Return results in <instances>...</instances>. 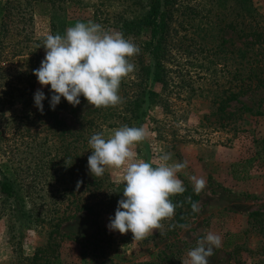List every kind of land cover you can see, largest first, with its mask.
I'll return each instance as SVG.
<instances>
[{"label": "rangeland", "instance_id": "1", "mask_svg": "<svg viewBox=\"0 0 264 264\" xmlns=\"http://www.w3.org/2000/svg\"><path fill=\"white\" fill-rule=\"evenodd\" d=\"M253 1L259 19L264 22V0ZM146 2L37 1L29 12L32 19L25 20L26 28L19 30L21 33L18 29L22 21L10 23L7 45L0 46V179L12 180L26 202L17 207L0 195V264H26L23 258L33 256L36 248L46 243L49 226L44 222L32 223L31 215L24 217L21 212L29 214L31 206L42 215L63 212L67 199L57 191L63 186L55 180L56 172L63 170L64 148L72 141L73 132L78 131L79 117L94 108L83 96L75 107L68 102L63 104L57 111L68 130L63 136L58 135L60 131L50 126L46 117L38 114L34 103L36 90L44 92L47 102L52 95L50 85L42 86L33 74L45 56L44 47H39L44 37L49 33L63 35L80 19L118 31L121 16H144ZM190 2L198 15L191 17L188 9H181L172 25L173 46L166 63L170 80L162 92L167 104L146 108L147 115L128 126H142L148 132L146 140L134 148L138 159L155 165L162 150L172 154L169 163L187 161L188 167L177 174L183 183L193 187L190 177L206 179V188L198 201L201 212L188 219L191 227L187 230L180 228L176 234L166 236L160 234L164 226L142 241H133L130 231H109L111 214L100 217L105 232L97 234L90 215L69 210L66 214L71 217L61 224L56 251L50 253L48 263H42V259L37 263L182 264L188 260V251L211 231L222 237V247L214 249L210 264H264V215L260 222L258 217L249 216L253 211L264 210V85L242 95L238 102H231L227 110L234 113L232 119L220 120L214 114L212 102L218 92L229 86V76L222 55L213 50L217 41L211 45L209 34H215L224 23L215 20L209 30L208 20L219 16L216 0ZM61 23L65 24L62 31ZM222 34L230 40L226 43L229 50L242 46L243 39L230 29L225 28ZM146 37L144 30L140 36L127 39L137 44ZM18 48L30 53L15 55ZM143 58L146 60L147 55ZM130 59L136 63L134 56ZM227 62L230 64L231 59ZM136 70L137 67L122 80L120 96L126 91L131 94V86L123 85L135 77ZM153 89L161 91V85L156 84ZM122 106L123 102L113 107L112 114ZM242 106L248 109H241ZM116 114L96 117L107 122L103 126L97 122L90 132H102L107 138L113 130L127 125ZM109 122L115 125L108 126ZM86 143L83 137L77 143L80 153L87 150ZM77 168L82 175L89 176L87 167L79 164ZM106 172L109 180L119 184L121 170L109 168Z\"/></svg>", "mask_w": 264, "mask_h": 264}, {"label": "trees", "instance_id": "2", "mask_svg": "<svg viewBox=\"0 0 264 264\" xmlns=\"http://www.w3.org/2000/svg\"><path fill=\"white\" fill-rule=\"evenodd\" d=\"M37 1L52 3L55 0H4V2H0V46H4L5 43L6 47V40L10 36V23H13L14 20L23 22L19 26L18 32L26 28L25 20L32 19V14H29V12ZM216 1L218 3L217 14L219 16H216L213 21L211 19L208 20L209 30L213 28L212 24L215 20H219V22L221 21L224 24L218 28L215 34L209 35L212 38L211 45L215 40L217 41L213 44V50L217 54L222 55V63L227 68L229 76V86L225 90L218 92L212 103L215 109L214 114L220 120H228L234 116L233 112L227 110L232 101L238 102L242 95L253 92L264 85V22L259 19L260 13L253 0ZM227 2L229 3L228 6ZM145 7L146 12L143 17L130 18L121 16L117 25L118 31L123 33L125 38L138 37L144 30L146 31L147 37L143 40H138L137 43L141 52L139 55L134 56L137 67L135 77L128 84L123 85L124 87L127 85L131 86V94H128L129 92L123 87L126 93L123 92L121 96L123 106L119 112L112 114L115 111L113 107H94L89 113L81 115L79 117L78 131L73 132L75 134L72 141L64 148L66 159L61 164L63 170H55L58 171L56 172L58 176H55V180H58L63 186L57 191L61 194V197H66L67 199L65 209L54 216L45 215L44 213L42 215L33 206H31L29 214L21 212L24 217L31 215L30 221L32 223L44 222L43 225L47 224L49 226L46 243L41 247H37L33 256L23 258L26 264H39L37 261L40 259H42V263L49 262L50 253L56 251L58 245L56 239L61 237V224L71 217V214H66L67 211H83L90 215L97 234L105 232V228L100 226V217L103 214H111L114 217L117 202L123 195L124 185L116 184L109 180L106 171L102 177H94L89 173L88 168L85 169L89 176L82 175L77 168L79 164L87 167V159L92 152L88 141L93 135L90 131L94 128V124L98 125L97 122H101L100 126H103L107 122H102L101 119L98 120L96 117L105 118L117 113L116 115L121 122L131 125L132 122L147 115L146 108L153 105L164 107L165 103L167 104V101L162 97V92L169 86L170 80V69L166 63L169 61L173 46L172 25L179 10L188 9L191 17L197 16L198 10H195V5L191 4L190 0H147ZM87 21L89 20L80 19V22L86 23ZM64 25L61 23L59 26L61 31L64 30ZM225 28L230 29L232 33L243 39L242 46L230 50L227 48L226 43L230 42V40L222 34ZM25 53L30 52L18 48L15 55H23ZM227 53L230 56H227ZM144 55H147L146 60L143 58ZM229 59H231L230 64L227 62ZM230 65L232 68H228ZM156 84L161 85V91L153 89ZM30 86H33V84H30ZM42 103L44 111L41 113L37 108L38 114L46 117L50 121V126L60 131L58 135L63 136L68 133L65 121L57 114V111L63 107V104L67 103V100L63 98L55 107V110H52L46 98ZM241 109L247 110L248 108L242 106ZM90 113H93V116L89 117ZM110 125L115 124L114 122H109L108 126ZM82 137L87 139L86 145L88 148L80 153L77 143ZM78 181L81 182L79 187H77ZM184 186L186 191L183 194L172 197V201L174 203L182 202L185 201L186 197L191 196L193 201L198 202L200 194H195L192 186L186 183H184ZM0 195L15 205L17 204V207L24 205V202H26L24 196L16 188L15 183L6 177L5 179H0ZM195 215L196 213L192 212L191 205L185 202L183 207L176 209L175 216L171 220L162 221L165 226L163 234L166 236L176 234L180 228L170 229L169 225L187 223L188 219ZM262 215H264V210L253 211L249 214L253 218L258 217L256 219L258 222L262 220L260 219Z\"/></svg>", "mask_w": 264, "mask_h": 264}, {"label": "clouds", "instance_id": "3", "mask_svg": "<svg viewBox=\"0 0 264 264\" xmlns=\"http://www.w3.org/2000/svg\"><path fill=\"white\" fill-rule=\"evenodd\" d=\"M41 46L45 56L33 74L42 86L50 85L52 110L61 97L73 107L80 104L81 96L96 108L118 106L123 102L119 95L121 82L136 68L130 58L141 52L140 47L123 33L106 30L92 20L77 22L63 35L47 34ZM45 98L44 92L37 89L34 103L41 113ZM147 137L144 127L123 125L107 138L98 132L88 141L92 152L87 159V168L92 176L102 177L109 168L122 171L117 182L124 185L123 195L117 202L114 217H109L107 227L120 234L130 231L133 241H142L154 230H162V221L171 220L176 209L183 207L185 202L191 205L192 212H201L199 202L193 201L191 196L178 203L171 199L186 191L177 174L188 167L187 161L169 163L172 154L162 150L155 165L137 158L134 148ZM190 179L195 194L204 191L207 183L204 177L192 176ZM80 183L77 182V187ZM175 227L187 230L191 225H169L170 229ZM220 247L222 237L209 231L188 251V260L182 264H210L214 249Z\"/></svg>", "mask_w": 264, "mask_h": 264}]
</instances>
